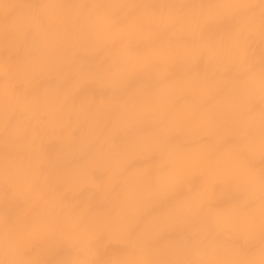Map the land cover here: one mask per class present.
Masks as SVG:
<instances>
[{
    "label": "clouds",
    "instance_id": "1",
    "mask_svg": "<svg viewBox=\"0 0 264 264\" xmlns=\"http://www.w3.org/2000/svg\"><path fill=\"white\" fill-rule=\"evenodd\" d=\"M0 264H264V0H0Z\"/></svg>",
    "mask_w": 264,
    "mask_h": 264
},
{
    "label": "bare ground",
    "instance_id": "2",
    "mask_svg": "<svg viewBox=\"0 0 264 264\" xmlns=\"http://www.w3.org/2000/svg\"><path fill=\"white\" fill-rule=\"evenodd\" d=\"M153 55L157 56L160 58L164 63L166 64H171L172 61L165 59L158 51L153 52ZM222 205H227V201H221ZM235 212V209L230 208V207H222L219 214H218V219L220 220L221 223H224L227 221Z\"/></svg>",
    "mask_w": 264,
    "mask_h": 264
}]
</instances>
